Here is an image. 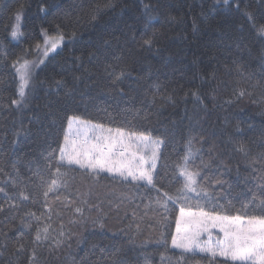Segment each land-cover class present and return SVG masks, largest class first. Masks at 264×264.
I'll return each instance as SVG.
<instances>
[{
  "label": "trees",
  "instance_id": "16d2710c",
  "mask_svg": "<svg viewBox=\"0 0 264 264\" xmlns=\"http://www.w3.org/2000/svg\"><path fill=\"white\" fill-rule=\"evenodd\" d=\"M237 3L239 10L235 7ZM146 5L154 11L146 14ZM17 9L21 10V34L13 39L11 30L5 29L15 22L9 17ZM246 11L254 13L257 19L264 17V0H233L231 8L222 3L217 6L215 0H0V148L3 149L0 151V168L3 169L0 186L13 194L12 180L18 175L21 181L28 182L37 163L43 162L34 135L21 134L17 138L13 134L14 125L18 128L21 119L27 125L37 106L47 105L59 112L60 120L53 134L55 148L63 142L61 127L67 128L71 116L116 127L118 124L109 123L104 109L114 113L117 106L122 109L134 104L135 108L142 109V115L148 114L150 123L142 118L133 120L130 130L144 131L147 127L146 134L160 139L165 138L160 134L168 130L163 152L169 163L186 154L189 140L194 150L202 149L199 155L194 151L189 169L201 172L203 180L200 182L206 187L214 184L215 178L224 171L223 167L217 170L215 164L211 169L200 167L201 160L209 161V147L215 146L214 158L230 169L222 177L227 181L223 189L219 186L208 189L215 192L220 204L239 209L241 203L253 196L259 203L264 197L255 186L251 161L245 160L239 152L234 153L229 143L230 140L241 141L250 145L253 153L264 151L260 147L264 143L261 135L264 133V71L257 54L264 44L252 33L244 15ZM148 15L158 21L149 27L158 42L151 51H144L132 43L131 37L135 35L140 39ZM172 17L176 22H170ZM194 25L198 31L194 32ZM45 32L61 33L63 42L57 50L40 57L34 47L41 43ZM237 43L244 48L243 62L247 68L243 75L229 68V59L213 58L218 51H224V45H232L235 53ZM28 50L32 56H39V60L30 71L31 87L26 89L28 106L17 110L11 103L19 99L20 82L15 61L27 56ZM89 53L96 54L91 62ZM113 53L124 57L130 72L121 78L119 87L126 93L123 96L111 87V80L104 71L117 63ZM77 57L80 60L74 64ZM81 63L82 68L78 67ZM74 76L83 77V81L77 83L75 98L64 99L63 91L57 95L52 82L62 79L71 87ZM156 83L169 85V89L156 94L155 107H142L139 101L145 95L151 99L148 89ZM172 90L176 93L175 103L161 102L165 94L172 96ZM197 90L203 93V102L199 104L186 95ZM241 91L245 93L243 96H239ZM237 128L241 135L234 136ZM201 137L208 143L202 144ZM72 175L75 179L59 190V200L49 193L47 205L42 195L36 199L30 195L29 201L23 203L14 201L21 204V211L15 221L7 223L9 252L0 254V264H9V253L19 244H24L28 251L19 258L14 257V264H28L27 257L33 249L36 264H65L69 254L80 258L85 252L89 264H106L112 249L122 250L127 264H176L178 257L174 254L181 250L174 249L171 240L176 234L181 204L170 203L169 212L164 213L154 200L149 206L144 189L136 191L110 178L93 184L79 171ZM4 200L0 194V202ZM76 207L82 212L77 213ZM26 212L35 216L29 218L24 215ZM221 214L238 213L221 210ZM162 216L166 219L162 220ZM20 217L32 225L31 230H18ZM3 220L0 214V222ZM45 226L51 237L58 238L60 231L71 233L68 241L71 248L65 246L54 258L49 251L50 241L37 245L34 242L36 231ZM161 233L166 237V244L161 240ZM3 242L0 236V243ZM205 255L199 254L189 264L196 261L199 264H238L223 257L203 259Z\"/></svg>",
  "mask_w": 264,
  "mask_h": 264
},
{
  "label": "snow or ice",
  "instance_id": "6c2138e0",
  "mask_svg": "<svg viewBox=\"0 0 264 264\" xmlns=\"http://www.w3.org/2000/svg\"><path fill=\"white\" fill-rule=\"evenodd\" d=\"M231 8L233 0H215V4H220ZM239 10V4H235ZM99 11V9H97ZM154 11L150 6H145V13L148 14ZM252 33L256 38L264 44V17L257 19L256 15L250 11L244 13ZM21 10L17 9L12 12L9 17L15 23L9 24L6 31L9 29L12 38H16L19 33ZM95 18V17H93ZM158 22L154 17L148 15L145 23L143 33L139 40L136 36L131 37L134 45L144 51H151L158 42L155 32L150 33L149 27L151 24ZM170 22H176V18L172 17ZM194 32L198 31L194 25ZM45 43L51 41V51H55L60 43L63 42L61 35L58 40L47 36L45 32ZM224 51H218L213 58H225L231 61L229 68L235 70L238 74L243 75L247 65L243 62L244 48L241 43L235 45L236 51L232 52V45H224ZM48 49L45 51L47 54ZM258 56L261 63V69L264 71V47L258 50ZM89 62L96 58L95 53H89ZM117 63L109 65L104 69L107 77L111 80V87L118 89L121 96L126 95L123 89L119 86L122 83V77L130 75L128 71V64L123 56H115ZM80 58L77 57L73 61L76 64ZM43 63V61H40ZM32 65L28 61H24L16 72L19 74L18 97L11 101L16 106L17 110H22L28 106V94L26 89L31 87V72ZM78 67L82 68L81 63ZM87 71V70H85ZM83 77H73V85L68 87L65 81L54 80L51 87L54 88L57 95L63 91V98L66 100L74 99L77 92V83L82 82ZM169 85L161 86L156 83L148 91L152 94L151 99L148 96L139 101L141 106L151 105L155 107L157 104L156 94L160 92H167ZM172 96L165 94L161 98V102L170 101L175 103V90H172ZM245 93L241 91L239 96ZM193 98L194 103H202L203 93L199 90L189 92ZM106 118L110 124H118L116 127L105 126L104 123H92L91 121H80L75 118H68L67 128L63 131V142L58 143L54 148L53 134L56 131L57 122L60 120L59 112L47 105L43 108L37 106L32 111L28 118L27 125L23 119L19 121V127L14 125V135L19 138L21 134L34 135L38 147L41 149L42 163H37L36 170L33 177L28 178V182H23L17 178L12 180L13 194H9L4 187L0 186V194H3L5 200L0 202V214H3L4 220L0 222V236L3 237V243H0V254L9 252L7 223L15 221L17 214L21 211V204L14 201L20 200L29 201L30 195L32 199H36L42 195L44 197L45 205L48 204L49 193H53L56 199L59 200V190L66 188L70 181L75 179L72 173L77 171L84 174L86 180L91 183H99L102 178H110L114 182L129 185L132 189L139 191L145 190V195L149 198L150 205L154 200L158 208H162L164 213L169 212V204H181L180 217L176 221V235L172 237L171 243L174 249L181 251L176 255L178 258L176 264H189L190 261H195L196 257L204 253L203 259L223 257L230 259L238 264H264V199L259 203L253 196L250 200L241 203L240 208L236 209L234 206H226L219 203V197L215 192H210L209 188L219 186L223 189L227 183L222 179L225 172L230 171L227 165L222 164L218 159L214 158L215 146L209 147L208 156L209 161L201 160L200 167L202 169H211L215 164L217 170L223 167L224 171L219 173V177L215 178L214 184H209L207 187L200 181L203 176L199 170L193 171L189 169V163L202 149H193L192 140L188 142L186 154L174 163L168 162V157L164 155L163 148L166 144V132L160 135L164 139H154L151 135H146L148 128L144 131L130 130L133 127V120L143 119L149 121L147 113L142 115V109L135 108L134 104L125 108L117 106L114 113H108L104 109ZM129 117L132 119L130 120ZM75 123V128L73 124ZM150 123V121H149ZM32 125H35L33 129ZM234 136L241 135V130L236 129ZM264 136V133H261ZM202 144L208 143L202 137L200 138ZM233 145L232 151L239 152L243 155L245 160L251 161L252 171L257 181L256 187L259 190L260 196L264 197V151H257L253 153L250 145L241 141H229ZM264 148V143L260 145ZM0 151H3L0 148ZM58 153V154H57ZM15 167V165H13ZM31 170V169H30ZM0 172L3 169L0 168ZM10 179L11 176L9 177ZM199 178V179H198ZM37 180L39 183H37ZM247 183V181H245ZM248 191L251 193L252 189ZM29 193V194H26ZM153 193L155 194L153 197ZM91 195V191L88 193ZM9 201H13L9 203ZM123 202V199H121ZM87 203V201H84ZM195 209V210H193ZM207 209V210H206ZM221 210L236 211L238 214H221ZM75 211L81 213L82 209L76 207ZM25 216L32 218L35 213L26 212ZM39 218L37 217V220ZM162 220L166 217H161ZM96 221H94L95 223ZM28 228L31 230L32 225L25 222L23 217H20V228ZM213 228H218L223 233L224 239L216 242L215 246L205 244L201 239V234L209 232ZM72 234H66L64 231L58 233V238L51 237L49 228L47 226L36 231L34 242L40 245L44 242H49L50 255L54 258L67 246L71 248L68 243L71 240ZM161 240L166 244V237L161 233ZM28 251L24 244H19L17 248L9 253V264H14L13 258H19ZM105 249H101L104 252ZM28 264H36V252L33 249L31 256L27 257ZM65 264H89L88 253L85 252L83 257L77 258L69 254ZM106 264H127L123 257L122 250L112 249L110 253V260ZM199 264V261H196ZM223 264V262H221Z\"/></svg>",
  "mask_w": 264,
  "mask_h": 264
},
{
  "label": "rangeland",
  "instance_id": "374dc122",
  "mask_svg": "<svg viewBox=\"0 0 264 264\" xmlns=\"http://www.w3.org/2000/svg\"><path fill=\"white\" fill-rule=\"evenodd\" d=\"M15 23V22H14ZM21 34V27L19 28V33H18V36L16 38H13V39H18L19 36ZM62 34L61 33H52V34H47L48 37L52 38V39H55V40H58L59 37L61 36ZM45 35L43 37V39L41 40V43H38L35 47H34V50L36 49L37 51H39V55L40 57L44 56L45 54V51L46 49H48L47 53L48 52H51L50 48H51V41H49L48 44L45 43ZM61 43L59 44V46L57 47V49L60 47ZM56 49V50H57ZM28 61L31 66L30 68V71L32 69V67L36 64V62H38L39 60V56H36V55H31V52L28 50L27 52V56H24V57H21V58H18L17 61H15V66L16 68H18L20 66V64H22L24 61ZM18 77H19V74H18ZM20 82V80H19ZM71 118H75V119H78L80 121H91L92 123H96V124H99L98 122H95V121H92V120H88V119H84V118H81V117H78V116H71ZM75 123L73 124V128H75ZM106 126V125H105ZM146 134V133H145ZM146 135H150V134H146ZM152 136V135H151ZM154 139H160V138H157V137H154L152 136ZM180 217V213H179V216L178 218ZM177 234V233H176ZM175 234V235H176ZM200 239L205 243V244H211L213 246H215L216 242L219 241V240H223L224 239V236H223V233L219 231L218 228H213L210 230V233L209 232H204L201 234V237Z\"/></svg>",
  "mask_w": 264,
  "mask_h": 264
}]
</instances>
